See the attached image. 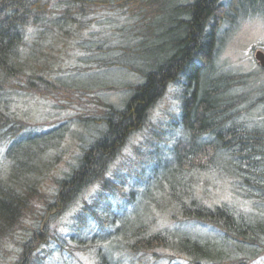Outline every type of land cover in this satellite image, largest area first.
<instances>
[{
  "label": "trees",
  "instance_id": "trees-1",
  "mask_svg": "<svg viewBox=\"0 0 264 264\" xmlns=\"http://www.w3.org/2000/svg\"><path fill=\"white\" fill-rule=\"evenodd\" d=\"M253 20L264 22V0H0V264H52V254L63 256L67 235L55 225L93 190L69 235L73 243L82 238L78 248L89 264L261 259L264 65L256 57L258 73L237 74L221 60L236 30ZM178 85L174 127L187 137L166 152H137L118 167ZM108 88L117 91L112 100ZM44 90L94 91L103 112L76 118L91 132L75 136L67 169L42 193L69 130L21 119L37 98L52 102ZM218 182L230 201L212 203L217 197L206 191ZM153 209L155 216L145 214ZM160 220L168 223L163 229Z\"/></svg>",
  "mask_w": 264,
  "mask_h": 264
},
{
  "label": "rangeland",
  "instance_id": "rangeland-1",
  "mask_svg": "<svg viewBox=\"0 0 264 264\" xmlns=\"http://www.w3.org/2000/svg\"><path fill=\"white\" fill-rule=\"evenodd\" d=\"M222 50L221 60L227 65L229 73H258L259 71L256 70H259L260 67L256 60V55L259 51L264 54V22L262 20H253L252 22L242 24ZM88 78V76L82 77L83 80H86L85 83L90 81ZM181 90V85L172 87L166 98L154 108L150 119L149 130L144 134L135 135L126 147L124 154L118 163V167H123V165L127 163V160L134 156L137 152H144L146 149H150V151L162 149L166 152L173 146L176 140L187 137V132L183 127H174L176 118L180 115ZM241 91L244 92V88H242L240 92ZM42 93L48 94L45 97L52 102L43 101L42 99L37 98L36 101H33V103L26 108L24 116L21 113V119L24 122H31L34 125L39 124L45 129H49L53 124L60 123H64L69 129L68 137L61 144V147L54 152L50 159V164L52 166L49 168L50 172L46 174V177L51 174L53 178L50 179L51 176H49L43 182L42 187L39 186L40 191L43 193L51 189L53 179L61 176L60 174L67 169L68 162L73 155H75V148L78 147V141L75 140V136L79 134V132H81L83 136H87L91 132V128L89 127H84L83 129L78 128L76 118L79 116H100L103 109L101 108L99 99L97 98L99 95L94 94V91H75L69 96H66V91L63 90L58 92H48L44 90ZM104 93L108 97L107 100H112L111 97L117 95V91L113 88L106 89ZM60 97L65 100V105H57V100ZM67 98L70 101L66 100ZM157 134L159 136H157ZM152 140L154 141L151 142ZM151 165V163L148 164L145 162L144 166L147 168L146 172L150 171L149 167ZM207 180V176H202L201 183L205 184ZM211 183H216V181H212ZM212 186H210L209 190L206 191L207 195L212 198L217 197V200H212V203L228 202L231 200L229 196V188L225 186V183L218 182L215 187ZM206 188L208 189V183ZM126 191L127 190H125L124 193ZM107 196L112 204L117 203L118 200L112 195V193ZM94 197L95 190L90 191L62 217L58 224L55 225V228L59 233L63 232L67 235V237H63V239H67L66 242L68 244V248L63 250V256L58 252L52 254L49 258V261L52 264L90 263L91 257L86 256L85 252L78 248L79 241L82 240V238L75 237L77 240L73 243L71 242L69 235L75 233L73 232V227L76 226L77 221L79 220L78 218L83 215L82 209L85 207V202H87L86 205L90 206L93 203ZM145 214L155 216V214H157V209H153L152 211L145 210ZM159 225L163 229L168 225V223L165 220H160ZM78 228L80 230L83 229L81 227ZM154 228H156V225ZM78 236L82 237V234L79 233ZM59 238L62 241V238ZM58 245L59 244L56 242H53L52 250L57 249ZM70 249L73 251H70ZM163 255H165L164 261L166 263L169 262L170 260L168 254L164 253ZM182 264H187V262L183 261ZM254 264H264V256Z\"/></svg>",
  "mask_w": 264,
  "mask_h": 264
},
{
  "label": "water",
  "instance_id": "water-1",
  "mask_svg": "<svg viewBox=\"0 0 264 264\" xmlns=\"http://www.w3.org/2000/svg\"><path fill=\"white\" fill-rule=\"evenodd\" d=\"M256 57L264 65V54L258 52Z\"/></svg>",
  "mask_w": 264,
  "mask_h": 264
},
{
  "label": "bare ground",
  "instance_id": "bare-ground-1",
  "mask_svg": "<svg viewBox=\"0 0 264 264\" xmlns=\"http://www.w3.org/2000/svg\"><path fill=\"white\" fill-rule=\"evenodd\" d=\"M101 103V102H100Z\"/></svg>",
  "mask_w": 264,
  "mask_h": 264
}]
</instances>
